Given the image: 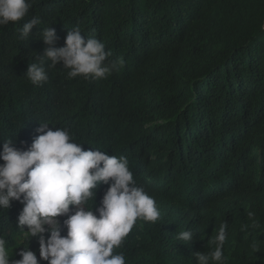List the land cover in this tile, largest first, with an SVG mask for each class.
Instances as JSON below:
<instances>
[{"label": "trees", "instance_id": "1", "mask_svg": "<svg viewBox=\"0 0 264 264\" xmlns=\"http://www.w3.org/2000/svg\"><path fill=\"white\" fill-rule=\"evenodd\" d=\"M33 16L41 23L21 40ZM46 27L57 48L79 27L123 66L86 79L46 64L48 81L33 85L25 74L48 47ZM41 123L86 151L126 157L155 199L158 220L138 219L114 249L126 264H196L221 224L224 264H264V0H33L25 20L0 26V152L8 139L26 150ZM107 188L98 187L94 211ZM22 208L0 210L10 264L27 245L47 264L38 238L17 228ZM56 219L66 236L67 216ZM189 229V245L176 239Z\"/></svg>", "mask_w": 264, "mask_h": 264}, {"label": "clouds", "instance_id": "2", "mask_svg": "<svg viewBox=\"0 0 264 264\" xmlns=\"http://www.w3.org/2000/svg\"><path fill=\"white\" fill-rule=\"evenodd\" d=\"M32 7L33 0H0V26L25 20ZM40 23V18L33 16L20 26L19 38L28 40L33 27ZM39 37L48 47L28 66L25 76L33 85L48 81L46 64L47 69L62 65L69 78L86 79L106 78L123 66L122 61L109 60L111 53L101 40H85L79 27L68 30L65 46L60 48L55 47V29L46 27ZM37 132L26 150L16 148L11 139L3 144L0 210L9 209L12 201L23 205L17 228L27 241L38 238L40 260L47 264H126L124 254L114 253V249L121 246L138 219L158 220L155 199L136 185L126 157L109 156L97 149L86 151L82 144L73 142L66 129L52 130L47 123H41ZM101 184L108 188L94 211ZM89 201H94L92 206ZM60 216H67L63 221L66 236L61 235L56 219ZM45 233L49 234L47 239ZM196 236L194 230H181L176 239L189 245ZM226 238L227 225L221 224L215 249L195 253L196 264H224ZM7 244L0 236V264H10L13 256ZM18 255L21 259L14 264H39L28 245Z\"/></svg>", "mask_w": 264, "mask_h": 264}]
</instances>
